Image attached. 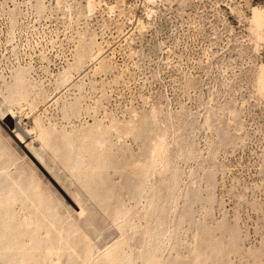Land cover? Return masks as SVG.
Masks as SVG:
<instances>
[{
    "label": "rangeland",
    "instance_id": "rangeland-1",
    "mask_svg": "<svg viewBox=\"0 0 264 264\" xmlns=\"http://www.w3.org/2000/svg\"><path fill=\"white\" fill-rule=\"evenodd\" d=\"M0 264H264V0H0Z\"/></svg>",
    "mask_w": 264,
    "mask_h": 264
},
{
    "label": "bare ground",
    "instance_id": "bare-ground-1",
    "mask_svg": "<svg viewBox=\"0 0 264 264\" xmlns=\"http://www.w3.org/2000/svg\"><path fill=\"white\" fill-rule=\"evenodd\" d=\"M11 117H12V115H11ZM4 118H5V116H4ZM11 133H13V136H15L16 139H19L22 142L25 141V136L28 135V131L25 130L23 127L20 126V123L18 122L17 119L15 120L14 127L11 129ZM19 144L21 145L22 143H19ZM76 210L79 211V212H81L80 207H77Z\"/></svg>",
    "mask_w": 264,
    "mask_h": 264
},
{
    "label": "water",
    "instance_id": "water-1",
    "mask_svg": "<svg viewBox=\"0 0 264 264\" xmlns=\"http://www.w3.org/2000/svg\"><path fill=\"white\" fill-rule=\"evenodd\" d=\"M71 202V201H70Z\"/></svg>",
    "mask_w": 264,
    "mask_h": 264
}]
</instances>
